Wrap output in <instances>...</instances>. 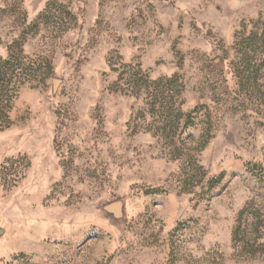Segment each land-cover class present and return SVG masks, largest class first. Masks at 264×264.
Segmentation results:
<instances>
[{
    "label": "rangeland",
    "instance_id": "obj_1",
    "mask_svg": "<svg viewBox=\"0 0 264 264\" xmlns=\"http://www.w3.org/2000/svg\"><path fill=\"white\" fill-rule=\"evenodd\" d=\"M19 35L52 67L0 131V264H264L232 237L264 210V0H0ZM175 74L184 161L127 90Z\"/></svg>",
    "mask_w": 264,
    "mask_h": 264
},
{
    "label": "trees",
    "instance_id": "obj_2",
    "mask_svg": "<svg viewBox=\"0 0 264 264\" xmlns=\"http://www.w3.org/2000/svg\"><path fill=\"white\" fill-rule=\"evenodd\" d=\"M3 37L0 36V131L10 127L13 123L11 116L12 102L19 91L26 85L32 84L36 79L45 80L51 71V64H46L32 57L25 51V38L21 35L12 37L10 42L3 45ZM3 48H5L3 50ZM244 60V56L241 57ZM39 73L40 77H39ZM179 81L178 75L170 77H159L151 79L145 76L135 78L128 82L127 90L136 97L144 94L149 111L152 112L154 121L149 128L160 139L170 140L165 143V150L174 159L184 161L183 130L195 124V116L192 111L186 112L183 109V100L175 94V88ZM181 93V90L178 93ZM196 172L205 176L206 171L196 161ZM196 176L198 177V174ZM219 178L213 177L208 180L214 186ZM199 183V182H198ZM233 246L244 256L264 255V210L255 199L247 202L238 212L235 225L232 231Z\"/></svg>",
    "mask_w": 264,
    "mask_h": 264
},
{
    "label": "water",
    "instance_id": "obj_3",
    "mask_svg": "<svg viewBox=\"0 0 264 264\" xmlns=\"http://www.w3.org/2000/svg\"><path fill=\"white\" fill-rule=\"evenodd\" d=\"M112 208L115 209V211H116L117 213H120V209H119V205H118V204H117V205H114ZM118 209H119V210H118Z\"/></svg>",
    "mask_w": 264,
    "mask_h": 264
},
{
    "label": "bare ground",
    "instance_id": "obj_4",
    "mask_svg": "<svg viewBox=\"0 0 264 264\" xmlns=\"http://www.w3.org/2000/svg\"><path fill=\"white\" fill-rule=\"evenodd\" d=\"M120 208V207H119ZM119 210V209H118Z\"/></svg>",
    "mask_w": 264,
    "mask_h": 264
}]
</instances>
